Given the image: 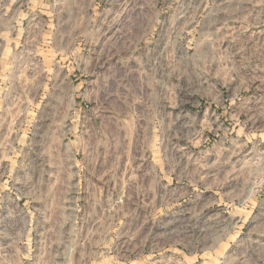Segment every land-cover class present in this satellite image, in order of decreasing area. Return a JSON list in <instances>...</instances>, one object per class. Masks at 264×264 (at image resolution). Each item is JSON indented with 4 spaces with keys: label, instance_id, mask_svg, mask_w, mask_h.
Listing matches in <instances>:
<instances>
[{
    "label": "rangeland",
    "instance_id": "374dc122",
    "mask_svg": "<svg viewBox=\"0 0 264 264\" xmlns=\"http://www.w3.org/2000/svg\"><path fill=\"white\" fill-rule=\"evenodd\" d=\"M28 1L0 0V264H264V0H101L63 55Z\"/></svg>",
    "mask_w": 264,
    "mask_h": 264
},
{
    "label": "crops",
    "instance_id": "0c3cea01",
    "mask_svg": "<svg viewBox=\"0 0 264 264\" xmlns=\"http://www.w3.org/2000/svg\"><path fill=\"white\" fill-rule=\"evenodd\" d=\"M101 0H29L27 6L42 19L43 37L57 41L59 54H66L70 46L74 51L82 50V15L91 12L94 20L96 10L103 5ZM107 5V4H106ZM27 10V9H25ZM28 11V10H27Z\"/></svg>",
    "mask_w": 264,
    "mask_h": 264
},
{
    "label": "built area",
    "instance_id": "2783aa9c",
    "mask_svg": "<svg viewBox=\"0 0 264 264\" xmlns=\"http://www.w3.org/2000/svg\"><path fill=\"white\" fill-rule=\"evenodd\" d=\"M103 13H104V10L101 11V14H103Z\"/></svg>",
    "mask_w": 264,
    "mask_h": 264
}]
</instances>
